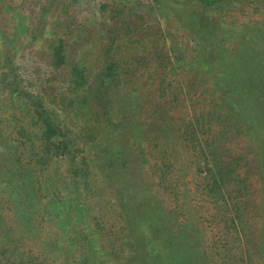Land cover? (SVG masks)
<instances>
[{
    "label": "trees",
    "instance_id": "obj_1",
    "mask_svg": "<svg viewBox=\"0 0 264 264\" xmlns=\"http://www.w3.org/2000/svg\"><path fill=\"white\" fill-rule=\"evenodd\" d=\"M150 1L197 42L195 56L169 62L167 69H188L204 81L199 108L191 113L174 90L181 89L176 77L158 84L172 99L150 103L141 91L137 97L139 82L135 75L122 80L126 61L116 56L120 46L111 44V58L90 83L82 63L69 72L70 85H92L96 100L99 131L89 144H78L4 55L2 83L12 102L7 116L15 123L3 132L0 127V264H92L86 238L80 234L83 243L76 247L81 241L59 217V204L68 202L70 218L77 221L85 211L96 226L105 250L96 264H264V189L256 225L243 213L237 186L240 170L252 161L257 174L264 171V64L248 50L227 63L228 53L219 50L227 33L221 21L204 14L231 0ZM114 86L121 91L113 94ZM22 106L33 127L20 120ZM233 135L254 148L249 160L231 155ZM53 204L57 214L50 215Z\"/></svg>",
    "mask_w": 264,
    "mask_h": 264
},
{
    "label": "rangeland",
    "instance_id": "obj_2",
    "mask_svg": "<svg viewBox=\"0 0 264 264\" xmlns=\"http://www.w3.org/2000/svg\"><path fill=\"white\" fill-rule=\"evenodd\" d=\"M150 2V0H0L2 132L15 123L13 118L11 120V117L7 116L10 115L12 102L9 100L8 89L2 83L4 70L2 61L5 54L10 56L17 67L23 85L39 95L50 109L53 118L78 144H89L90 138H93L91 136L99 131L96 127L97 113L94 107L96 100L91 99L93 97L91 91L94 88L92 85L78 88L70 85L69 72L73 64L82 63L90 83L111 58L106 52L111 44L115 47L120 46L117 48L116 56L126 61L128 73L122 74V80L128 79L129 75H135L139 82L137 93L141 91V96L146 97V101L162 103L170 100V97L172 99L171 92L161 90L158 84L162 80L167 81L176 77L181 89L174 87V90L177 91V96L184 97L187 112L191 113L192 110L199 108L201 100L199 102L196 100L203 98L200 93L206 90V86L202 85L204 81L188 69L177 73L167 72L169 62L174 64L178 60H187L195 56L197 42L190 35L189 29L177 28L171 19L168 20L151 9ZM171 5L173 8L176 7L172 1L169 8ZM184 8L194 10L193 7L186 5ZM204 15L210 21L222 22L221 30L227 34L223 45L219 44L218 47L219 50L224 49L228 53L227 63L234 61V58L238 59L237 54L248 50L254 56L258 54L257 60L264 64V2L231 0L221 8L207 9ZM243 59L248 62L247 59ZM201 74L203 78L206 77L203 69ZM110 79L118 81V78L112 75ZM173 84L176 86L175 82ZM113 90L115 91L113 94L121 91L118 86H114ZM138 94L137 97L140 96ZM168 103L171 104L170 101ZM177 104L179 105L178 102ZM20 109V120L26 123L25 125L33 127L28 109L25 106ZM227 145L235 158L242 155L249 160L246 154L249 157L253 154L254 148L245 137L233 135ZM177 148L181 151V144H178ZM186 156V164L190 165L192 155L186 153ZM240 161L242 164L245 162ZM69 165L68 158L61 161L60 169L64 179ZM255 166V162L252 161L244 170H240L242 178L237 186L245 199L246 210L243 213L257 225L259 218L256 210L262 200L260 191L264 189V171L261 172L262 175L257 174ZM187 169H191V166ZM189 174L192 175L191 171ZM189 187L193 185L189 184ZM69 194V191H66L65 195ZM69 205V202L59 204V209H62L59 217L64 220L70 233H76L75 240L79 242L82 240L80 234L86 238L84 250L90 262L96 264L95 261L104 259L105 254V250L99 245L100 238L96 226L91 219L85 218V211L81 214L82 218H78L77 221L70 218ZM188 205L191 207L189 203ZM80 206L83 207L82 204ZM48 209L50 215L57 214L55 204ZM75 210L81 212L80 209ZM203 234L206 238V232ZM81 243L83 242L75 246L78 247Z\"/></svg>",
    "mask_w": 264,
    "mask_h": 264
}]
</instances>
